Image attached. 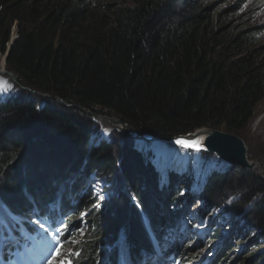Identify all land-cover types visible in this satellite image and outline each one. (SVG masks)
<instances>
[{"label": "trees", "instance_id": "16d2710c", "mask_svg": "<svg viewBox=\"0 0 264 264\" xmlns=\"http://www.w3.org/2000/svg\"><path fill=\"white\" fill-rule=\"evenodd\" d=\"M256 16L252 0H0V52L9 70L20 87L53 99L40 107L23 90L0 99L6 222L11 213L44 215L38 210L45 207L64 224L66 242H82L74 248L80 264H128L120 262L126 256L138 264L153 238L179 235L182 214L172 208L193 180L170 170L163 179L130 139L122 145L119 132L89 152L100 132L93 117H116L164 139L202 128L243 134L264 101V22ZM236 168L210 174L200 197L206 206L226 205L264 236V182ZM93 177L105 182L109 200L99 202L87 185ZM222 232L208 240L221 244ZM115 243L125 257L106 256ZM235 248L226 246L210 264L229 262ZM176 251L178 264H197L186 243ZM255 254L252 264H261L264 252Z\"/></svg>", "mask_w": 264, "mask_h": 264}, {"label": "rangeland", "instance_id": "374dc122", "mask_svg": "<svg viewBox=\"0 0 264 264\" xmlns=\"http://www.w3.org/2000/svg\"><path fill=\"white\" fill-rule=\"evenodd\" d=\"M252 5L255 6V11H257L258 14L261 11L260 1L253 0ZM216 7H218L217 4L213 6L214 9ZM256 18L258 22H264V14L259 15V17L256 16ZM236 20H238L237 17L232 18V22ZM14 29L15 28H13L12 40L8 45L9 49L16 39L17 33ZM262 41H264V38L262 39ZM7 56V54H2L0 52V99L5 100L13 95L20 96L19 90H23L21 92L30 93L33 95V97L39 100L40 107L48 106L53 100L49 96L39 94L27 87L19 86V78L17 74L10 71L7 66ZM93 118L95 120L99 119L100 132L99 134H95L94 137L90 140L88 149L89 152H91L94 147H97L103 143H110V141L114 139L113 134L119 132L121 133V136H123L121 139L122 145L127 142L126 139H130V144L135 149H137L144 155H148L150 161L154 164L156 171L160 176H162L163 179L166 177L167 172L170 170L179 178L188 175V179L190 178L193 180V183H191V187L189 189L184 188L181 191V201L177 204L176 208H172V212L182 214L180 223L179 220H176L175 222L176 229L179 231V235H177V238H186L187 241H189V238L203 239L205 242H207V247H205L204 249L196 244V241H194L193 243H186L190 249L194 248V253L191 258L195 259L197 264H210V260L212 259V257L215 256L218 252L223 251L224 248L230 244L236 246L237 248L230 251L231 254L228 258L229 262L224 264H252L257 258V255L255 253L257 252L261 254L264 252V236H262L261 234L262 230H258V226L249 227L248 225H245V219H242V217L235 218L231 212H228L226 205L222 207H216L215 205L206 206L205 201L200 197V188L206 181L207 177L214 172L223 173L231 165L225 163L214 154L208 153L210 155L209 157L204 156L203 153L207 152L201 151L202 149L197 151L193 148H185L178 144H174L176 141H174L173 143H158L138 139V136L135 132L146 131L139 130L130 125H128V127H132L134 131L128 130L125 128V126H123L124 123L121 124V121L116 117L95 116ZM204 129L202 128L196 130L190 134L194 135V133H197L198 131L206 133L207 130ZM206 129L215 130L220 133L234 134L231 132H227L224 129ZM128 132L131 134H128ZM207 133L209 134V131H207ZM237 136H239L243 140L247 148L248 161L251 164V168L242 169H247L252 172L254 178H256L257 181L264 182V101H262L257 106L254 117L251 119L244 133ZM147 137L149 138L156 136L148 133ZM207 138L208 136L206 137V140ZM236 167V169H238L240 165H236ZM235 175L236 174H234L229 180H236ZM87 185L91 186L95 193L98 194L99 202L109 200V198L107 197V193L109 191H103L104 186H106L104 181L93 177L88 181ZM227 192L228 191H226L224 194H227ZM101 196H103V199L100 198ZM95 207H97V205ZM2 209V205L0 204V210ZM2 213L4 214L5 212L2 211ZM81 213H84L85 215L81 217ZM85 216H87V213L83 211H79L76 215L77 219L80 221L85 220ZM178 223L179 225H177ZM14 225L15 221H12L9 227L11 228V226ZM217 229H223L222 233L224 234V238L221 244H219V242L217 241L210 242L208 240L209 237L214 236V232ZM37 235L39 236L38 241L36 244L32 245L31 248L36 252H41L42 254H50L51 249L53 248L54 241L59 240L57 234L54 236L51 228L45 225L44 229H41L39 227ZM122 242H125L127 244L126 240L124 241V239ZM75 245L76 244H73L71 247L74 249ZM108 249L109 250H107V254L110 253L112 247L108 246ZM163 250L165 253V257L169 258L168 261H171V254L173 250L172 242L163 247ZM122 251L123 250H121L120 252ZM27 252H30V249H28ZM114 254L117 255V253L113 252L111 256L109 255L110 258H112ZM253 254H255V256ZM65 255H67V251L65 252ZM120 256L121 258L125 257V255H123L122 253H120ZM262 257L263 259L261 258L260 263L264 264V256ZM105 258L103 260H105ZM19 261L20 259L17 260V262ZM156 261L157 264H159L157 259ZM151 263V260L147 261V264Z\"/></svg>", "mask_w": 264, "mask_h": 264}, {"label": "water", "instance_id": "95a60500", "mask_svg": "<svg viewBox=\"0 0 264 264\" xmlns=\"http://www.w3.org/2000/svg\"><path fill=\"white\" fill-rule=\"evenodd\" d=\"M95 116L97 115H94V117ZM120 123L123 124L122 122ZM123 126H125V128L128 130L134 131V129H132V127H128L127 124H123ZM204 130L209 131V134L207 133V131L206 133L198 131L197 133H194V135L189 134L187 136H176L174 138H165V139L157 138V137L148 138L147 137L148 133L142 131H137L138 133L137 132L135 133L140 139L148 140V141H156L158 143L159 142L173 143L174 141L180 138H183L184 140L195 139L199 136L198 133H203L205 135V140L203 141V147L202 148L200 147V149H202L201 151L214 154L222 161H224L225 163L231 166L240 165L243 168H251V164L248 161V157H247V148L243 140L239 136L234 134L220 133L218 131L208 130L206 128ZM128 134L131 133L128 132ZM206 135L208 136L207 140H206L207 137Z\"/></svg>", "mask_w": 264, "mask_h": 264}, {"label": "snow or ice", "instance_id": "6c2138e0", "mask_svg": "<svg viewBox=\"0 0 264 264\" xmlns=\"http://www.w3.org/2000/svg\"><path fill=\"white\" fill-rule=\"evenodd\" d=\"M176 143L185 147V148H193L197 151L200 150V145L196 141H187L183 138L177 139ZM103 199V196L100 197ZM85 215L81 213V217ZM41 229H44L45 225L40 222L36 221ZM53 235L55 236L57 233L63 231V229H53ZM66 240V238H65ZM81 241L78 240H71V241H61L55 240L53 244V248L51 249L50 255L46 258L45 264H80V260L82 259V253L79 250L73 249L71 246L73 244L79 245ZM3 244V238H0V245ZM67 251V255L65 252Z\"/></svg>", "mask_w": 264, "mask_h": 264}, {"label": "bare ground", "instance_id": "6f19581e", "mask_svg": "<svg viewBox=\"0 0 264 264\" xmlns=\"http://www.w3.org/2000/svg\"><path fill=\"white\" fill-rule=\"evenodd\" d=\"M198 137L197 138H195V139H190V140H187V141H196V142H198L199 143V145H200V147L202 148L203 147V141L205 140V135L203 134V133H198ZM138 139H140L139 137H137ZM153 142H156V141H153ZM174 144H177L176 142L174 143ZM179 145V144H178ZM181 146V145H180ZM179 147V146H178ZM56 201H54V202H52V203H49V204H47V205H52V204H54ZM40 204V202L39 201H37V202H33V203H31L30 205H31V209H37L38 208V205ZM40 209L38 210L39 212H45V213H47L48 211H47V209L45 208V207H39ZM13 218L14 219H16V217L13 215ZM34 224L35 223H33V221H31V222H27L26 224H24V225H20L19 227H18V230L20 231V229H25V230H28L29 229V227H33L34 226ZM146 226H148L147 224H146ZM11 227H13V226H11ZM9 232L10 233H14L13 232V229H10L9 230ZM74 232H75V229H74ZM26 239H28V241L29 242H34L35 240L34 239H32V238H27V237H25ZM118 244L119 243H115L114 244V247H112V249L110 250V253L109 254H107L106 256H109V255H111L113 252L114 253H117L118 251V253H119V258H118V256H117V259H120L121 258V256H120V251L121 250H123L122 249V243L120 244V246L118 247ZM171 256H172V258H173V260H175L177 263H178V261H179V258H178V256L176 255V254H171ZM165 262H168V258H165ZM6 264H8V263H6Z\"/></svg>", "mask_w": 264, "mask_h": 264}, {"label": "clouds", "instance_id": "9594fccd", "mask_svg": "<svg viewBox=\"0 0 264 264\" xmlns=\"http://www.w3.org/2000/svg\"><path fill=\"white\" fill-rule=\"evenodd\" d=\"M259 1H260V5H261V11L259 12V15H261V14H264V0H259Z\"/></svg>", "mask_w": 264, "mask_h": 264}]
</instances>
